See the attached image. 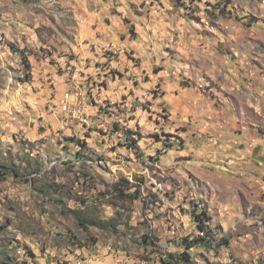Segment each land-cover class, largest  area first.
I'll list each match as a JSON object with an SVG mask.
<instances>
[{
    "label": "rangeland",
    "instance_id": "rangeland-1",
    "mask_svg": "<svg viewBox=\"0 0 264 264\" xmlns=\"http://www.w3.org/2000/svg\"><path fill=\"white\" fill-rule=\"evenodd\" d=\"M65 84L87 103L72 123L43 91ZM0 165L19 174L0 178V264L126 237L160 264L193 209L227 240L193 264H264V0H0Z\"/></svg>",
    "mask_w": 264,
    "mask_h": 264
},
{
    "label": "trees",
    "instance_id": "trees-1",
    "mask_svg": "<svg viewBox=\"0 0 264 264\" xmlns=\"http://www.w3.org/2000/svg\"><path fill=\"white\" fill-rule=\"evenodd\" d=\"M26 66L29 67V64L26 63ZM78 142L79 141H77L76 143L77 145L80 144ZM135 143L136 141L133 139L131 140V145L129 146H134ZM82 146L84 147L85 145L83 144ZM129 148H132V147H129ZM10 175L19 177L18 172L14 168L6 166V165H0V178H4ZM120 186H121V189L117 186L113 187L112 193L114 195L124 196L123 188L125 185H123V188H122V185ZM139 192L140 191H134L132 195L130 194L127 196L131 200H137ZM190 216H191L193 223L195 224V229L198 234H196L195 236L191 234L185 237H181L179 241L177 242V246L178 248L182 249V252L177 251L175 253H167V254L162 255L159 261L160 264H193L194 263L193 257L189 253L191 250L200 249V248L208 250V251L216 250L218 245L227 244V240L225 239L222 240V242H225L223 244H220L217 242L215 235H217L216 232L218 230V227H214V228L211 227L210 222L212 219L206 210L193 209L190 212ZM75 217L77 218L79 227L85 228V222L82 219L78 218L76 215ZM139 244L142 247H144L146 250H149L150 248H152V252L154 253L158 252L157 251L158 250L157 241L151 236H148V235L143 236L142 242H140Z\"/></svg>",
    "mask_w": 264,
    "mask_h": 264
},
{
    "label": "crops",
    "instance_id": "crops-1",
    "mask_svg": "<svg viewBox=\"0 0 264 264\" xmlns=\"http://www.w3.org/2000/svg\"><path fill=\"white\" fill-rule=\"evenodd\" d=\"M87 46H89V45L87 44ZM86 58H88V57L86 56ZM104 60H105L104 58H98V57L95 58V62H99V63L103 62ZM94 64H95L94 62L90 63V65H94ZM48 70H50V69H48ZM88 70L94 71V68H89ZM50 72H51V70H50ZM46 76H47V74L44 76V78L48 79L50 77V76L49 77H46ZM49 79H51V77ZM102 79L107 80L110 83H112V79L109 78V76H106V73L102 74ZM49 84L51 85L52 81ZM44 87H46L43 90L44 92H46L48 89H49V92H51V93H53L55 91L57 93V95L54 97L63 98L67 92V91L64 92V90L67 89V84L60 86L59 89L61 90V92H59L58 90H53L52 88H50V86H49V88L47 86H44ZM51 93H49L47 95V98L53 96ZM101 94L103 96H106L105 94H107V96H109V98H111L110 96H114L112 94H116V95L118 94V90H117V92L116 91L114 92L113 90L109 91L108 89L107 90L105 89ZM69 100H70L69 102H71V105H72L74 102V96L71 95ZM55 102H57V101H55ZM91 110H93V109H91ZM89 123L92 124L93 123L92 120H90ZM111 154L114 155L113 153H108V155H110V156H111ZM125 239H126V242H124V244L121 243L122 247L119 249L111 248L110 247L111 240H109V244H107L106 246L103 245L104 247H99V250H97L96 254H91L90 256L88 255V256H85L83 258H93L95 260V264H135L137 262V260H135V257L132 256V254H133V250H136L137 248H135V246L133 249L131 248L129 237H126ZM127 244H129V245H127ZM97 246H98V243H97ZM8 251H9V255L6 254L8 258L5 259L3 264H53V263H50L51 260H49L48 258H47V260L45 259L46 257H43L44 259L41 258L42 256H44V254H39L37 252V250H35V249L33 251V254L36 256L35 258H32V255L30 253H26L24 250H20L16 254H12L13 252L11 249H9ZM51 255H54V253ZM64 260H66V259H64ZM142 264H145V262H143Z\"/></svg>",
    "mask_w": 264,
    "mask_h": 264
},
{
    "label": "built area",
    "instance_id": "built-area-1",
    "mask_svg": "<svg viewBox=\"0 0 264 264\" xmlns=\"http://www.w3.org/2000/svg\"><path fill=\"white\" fill-rule=\"evenodd\" d=\"M74 96V102L71 105L69 100H65V95L64 97L58 102V105L61 108L62 114H65L66 117L69 115V119L71 120L70 122L72 123L74 119H76L78 116L77 114H82L79 110H76V107H81L83 106L85 108V102L82 101V98H80L79 93H76ZM74 108V109H73ZM71 114V115H70ZM69 123L68 121H66ZM58 264H87V261H82V260H76L75 262L71 263H64V261L58 263Z\"/></svg>",
    "mask_w": 264,
    "mask_h": 264
},
{
    "label": "bare ground",
    "instance_id": "bare-ground-1",
    "mask_svg": "<svg viewBox=\"0 0 264 264\" xmlns=\"http://www.w3.org/2000/svg\"><path fill=\"white\" fill-rule=\"evenodd\" d=\"M83 82V81H82ZM89 82V81H88ZM85 84V83H84ZM85 86H87V85H85ZM90 86H91V84H90ZM84 89V88H83ZM86 89V88H85ZM100 89V88H99ZM82 90V89H81ZM81 94V93H80ZM72 94L70 93V92H66V94H65V100H69L70 99V96H71ZM82 95V94H81ZM87 97V96H86ZM73 98V97H72ZM71 98V99H72ZM81 98V97H80ZM82 101L83 102H85V107H87V103H86V100L84 99V98H82ZM89 106V105H88ZM141 107V106H140ZM143 110V109H142ZM140 111V110H139ZM87 112V111H86ZM145 112V111H144ZM87 116V115H86ZM87 118V117H86ZM85 118V119H86ZM64 119V118H63ZM62 119V120H63ZM65 121V120H64ZM77 260V259H76ZM76 260H74V261H65L64 263H71V262H75ZM78 260H82V261H87V264H95V260L93 259V258H83V259H78Z\"/></svg>",
    "mask_w": 264,
    "mask_h": 264
}]
</instances>
